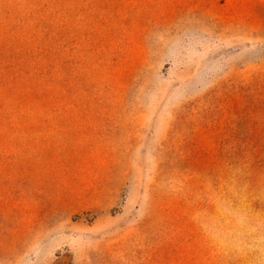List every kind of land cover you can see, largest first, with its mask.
Returning a JSON list of instances; mask_svg holds the SVG:
<instances>
[{"label": "rangeland", "instance_id": "1", "mask_svg": "<svg viewBox=\"0 0 264 264\" xmlns=\"http://www.w3.org/2000/svg\"><path fill=\"white\" fill-rule=\"evenodd\" d=\"M72 1L39 130L0 142V264H264V0ZM210 95L243 158L206 209L167 154Z\"/></svg>", "mask_w": 264, "mask_h": 264}, {"label": "trees", "instance_id": "2", "mask_svg": "<svg viewBox=\"0 0 264 264\" xmlns=\"http://www.w3.org/2000/svg\"><path fill=\"white\" fill-rule=\"evenodd\" d=\"M72 2L27 0V7L20 10L11 0H0V142L8 137L9 130L15 135L13 145H22L16 136L18 125L29 133L39 130L41 120L35 123L26 118L27 105L23 102L47 96L54 84L50 77L64 57L57 48L64 49L70 36L68 5ZM22 11L26 13L24 16ZM26 19L32 24H25ZM60 61L62 65L66 63ZM45 82L50 87H44ZM203 104L192 124L198 129L185 133L181 145L167 155L176 158L174 167L188 176L187 189L196 190L203 199L201 206L208 209L207 199L203 198L208 194L205 187L218 185L228 174V166L237 165L243 158V150L227 146L236 145L233 142L240 137L232 117L239 118L242 111L235 103L221 101L216 95L208 96ZM201 133L205 135V145L198 140Z\"/></svg>", "mask_w": 264, "mask_h": 264}]
</instances>
